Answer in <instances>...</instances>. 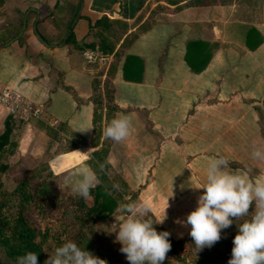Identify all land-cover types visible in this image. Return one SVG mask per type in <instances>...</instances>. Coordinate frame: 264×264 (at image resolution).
<instances>
[{
  "label": "crops",
  "instance_id": "crops-1",
  "mask_svg": "<svg viewBox=\"0 0 264 264\" xmlns=\"http://www.w3.org/2000/svg\"><path fill=\"white\" fill-rule=\"evenodd\" d=\"M263 1L254 9L215 0H0V87L42 111L14 118L17 155L40 157L48 149L55 158L105 146L102 128L91 148V98L95 80L107 79L111 119L131 120L125 140L108 141V163L131 185L163 190L166 217L190 228L175 221L196 208L203 190L188 185L204 182L212 158L222 155L233 169L264 180L245 164L264 166L251 157L264 148ZM103 16L126 30L116 40L117 26L107 27L116 54L107 64L87 63L82 52L97 47L95 23ZM7 116L0 105V133ZM53 141L59 150L49 148ZM87 158L54 173L73 181V169L89 168Z\"/></svg>",
  "mask_w": 264,
  "mask_h": 264
},
{
  "label": "clouds",
  "instance_id": "clouds-1",
  "mask_svg": "<svg viewBox=\"0 0 264 264\" xmlns=\"http://www.w3.org/2000/svg\"><path fill=\"white\" fill-rule=\"evenodd\" d=\"M130 128V118L118 114L104 127L103 136L119 143L130 135ZM80 154L85 156L88 152ZM251 157L264 161V148L255 147ZM231 165L232 161L222 155L211 159L204 182L188 185L194 190H203L197 198L196 208L187 214L185 220L175 222L190 227L189 235L196 252L211 248L221 239L222 230L235 222L237 234L233 238L232 254L227 264H264V180H254L247 171L233 169ZM100 168L103 170L104 165ZM97 180L90 168L83 167L70 183L71 191L87 200ZM112 188L122 190L118 184H113ZM117 211L120 215L114 216V243L121 245L119 251L129 264H163L171 249V233L157 232L154 225L165 221L166 211L158 223L151 218V206L144 202L128 200L121 203ZM46 253L44 264H108L107 260L67 237ZM37 260V254L28 251L18 255L15 264H37Z\"/></svg>",
  "mask_w": 264,
  "mask_h": 264
},
{
  "label": "trees",
  "instance_id": "trees-1",
  "mask_svg": "<svg viewBox=\"0 0 264 264\" xmlns=\"http://www.w3.org/2000/svg\"><path fill=\"white\" fill-rule=\"evenodd\" d=\"M113 24L117 26V31L111 34L118 40L121 36L119 31L126 30V24L106 16L97 19L95 29L99 40L97 47L92 49L97 48L104 55L116 54L115 43L104 33V30L107 27L112 28ZM186 60L191 68L196 69L188 57ZM93 88L95 93L91 101L94 104L95 135L92 144L96 146L99 144L101 122H106L107 125L111 121L110 113L116 107L112 105L113 94L107 79L102 82L95 80ZM14 118L24 119L8 114L4 120V130L0 133V160L2 157L12 155L16 150L17 132H14ZM101 152L102 150L93 151L94 157L100 158ZM101 163L104 165L103 170L93 168L99 177V183L91 189L90 196L93 202L90 205L72 191L63 195L56 182L57 176L52 173L49 165L47 173L42 177L35 178L31 174L15 177L11 188L4 187L0 181V252H3L10 261H15L18 255L25 252H35L37 264H44L47 259L46 252L50 253L67 237L99 258L107 260L108 264H114L111 263L112 255L103 248L99 234L94 229L98 221L110 216L120 205L117 197L110 191L109 185L103 181L107 164L104 156ZM0 168L6 169L8 164L0 162ZM179 243L180 241L174 242L173 246ZM169 252L175 253L172 245ZM209 257L206 254L202 260L198 259L194 264H207L205 259ZM163 264L172 263L165 259Z\"/></svg>",
  "mask_w": 264,
  "mask_h": 264
},
{
  "label": "rangeland",
  "instance_id": "rangeland-1",
  "mask_svg": "<svg viewBox=\"0 0 264 264\" xmlns=\"http://www.w3.org/2000/svg\"><path fill=\"white\" fill-rule=\"evenodd\" d=\"M207 1L208 0H204ZM217 3L218 1H221L222 3H227L223 5H229L232 4L235 1L241 2L242 7L252 6L254 9L257 5L262 4V0H215ZM264 2V1H263ZM144 14V12L142 13ZM141 14V15H142ZM226 15V13H223V17ZM242 16H245L243 13ZM106 126V122H101V130ZM17 142L19 138V133L16 136ZM106 140V139H105ZM110 139H107L105 141V146H98L97 151H101L100 158H95L93 155V151L89 152L87 155L82 156L80 153H84L83 150L77 152H67L62 153L53 158V153L47 151L40 157H33L31 155H17V147L15 152L12 155H8L5 157H2L0 162L8 164V168L2 169L0 168V181L4 184V187L11 188L14 183L15 177H18L23 174H31L35 178L42 177L44 174L47 173L48 165H50L51 158V165L50 170L53 174L57 176L56 182L59 184L60 188L62 189L61 193L63 195H67L69 192H71V178L68 177V175L56 174L62 171L64 168L68 167L72 162L73 164L77 161H81L84 158L88 157L86 160V164L89 166V168L95 173L96 169H101V161L103 160L107 163L105 168V177L103 181L109 185V189L112 192L114 196L117 197L119 203L127 202L128 200H136L140 202L147 203L151 206L152 212H151V218L153 219L154 223H158L161 218H163V213L165 211V198L164 194L160 190L159 194H155L153 191L148 190L150 187L143 186H137V185H131L129 184L123 176L118 174V172L111 167V165L108 163V150L109 145L108 142ZM99 141V139H98ZM111 141V140H110ZM100 142V141H99ZM18 146V144H17ZM53 146L57 147L55 151L60 149V146H58L57 142L53 141L52 146H49V148H53ZM91 148H97V146H92ZM104 151V153H103ZM106 151V152H105ZM87 153V151H86ZM104 154V155H103ZM49 163V164H48ZM238 162H233V164L236 166ZM261 161H259V164ZM246 164V168H248V171L250 174H257L258 171H261V173L264 174V166L261 168H257L258 166H255L253 164ZM255 164V163H254ZM240 165V164H239ZM257 165V164H256ZM52 166V168H51ZM54 171H53V170ZM56 172V173H54ZM79 173L78 169H73V180L76 177V174ZM96 174V173H95ZM62 175V176H61ZM66 178H65V177ZM98 177V175L96 174ZM149 178V176H147ZM264 178V175L262 176ZM140 179V178H139ZM138 179V180H139ZM150 181V180H149ZM147 180V182H149ZM96 183H99V177ZM113 184H118L122 190H115L112 188ZM88 205L92 204L93 199L91 196L88 197L87 200H85ZM118 208L107 218L104 220H100L96 223L94 229L96 230L99 241L102 243L103 248L108 251L109 255L111 256V263L114 264H129V262L126 260L125 255L119 251L121 245L119 243H114L115 240V231L116 225L115 223V217L119 216L120 213L117 211ZM251 211V209H250ZM239 223V221H238ZM157 232L160 231H168L171 233L169 240L170 243L175 249V253L168 252L166 254V259H168L172 264H194L195 261L198 259L202 260L204 255H209L210 257L208 259H205V263L207 264H227V261L231 258V250L233 247V238L237 234V227L236 223L234 222L231 228H227L222 230L221 232V239L216 242L211 248H204L203 250L196 252L194 242L189 235L190 228L188 229H180L176 226L175 223H172L169 218H166L165 221L162 224H156L154 225ZM180 241L179 244L174 245V242ZM192 242V243H191ZM0 264H15V261H10L8 258L5 257L3 252H0Z\"/></svg>",
  "mask_w": 264,
  "mask_h": 264
},
{
  "label": "built area",
  "instance_id": "built-area-1",
  "mask_svg": "<svg viewBox=\"0 0 264 264\" xmlns=\"http://www.w3.org/2000/svg\"><path fill=\"white\" fill-rule=\"evenodd\" d=\"M113 54L104 55L98 49H86L82 52V57L87 63L103 62L107 64L112 59ZM0 105L8 114L23 118H39L41 108L30 101L22 99L19 94L9 86L0 87Z\"/></svg>",
  "mask_w": 264,
  "mask_h": 264
},
{
  "label": "water",
  "instance_id": "water-1",
  "mask_svg": "<svg viewBox=\"0 0 264 264\" xmlns=\"http://www.w3.org/2000/svg\"><path fill=\"white\" fill-rule=\"evenodd\" d=\"M79 14H80V10L78 11V14L76 15V17L74 18L73 23H74L75 20L78 18ZM24 28H25V21H24V23H23V25H22V30H23ZM21 32H22V31H20V33H19L15 38H13L12 40L18 38V37L21 35ZM38 36H39V35H38ZM11 42H12V41L10 40L9 42H7V43H5V44H3V45H8V44L11 43Z\"/></svg>",
  "mask_w": 264,
  "mask_h": 264
}]
</instances>
